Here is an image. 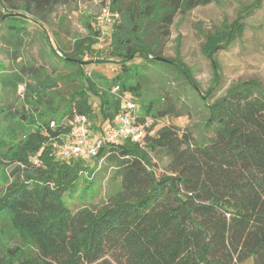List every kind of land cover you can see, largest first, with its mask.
Wrapping results in <instances>:
<instances>
[{"label": "trees", "instance_id": "trees-1", "mask_svg": "<svg viewBox=\"0 0 264 264\" xmlns=\"http://www.w3.org/2000/svg\"><path fill=\"white\" fill-rule=\"evenodd\" d=\"M65 1L0 0V42L8 53L7 66L0 63V135L9 142L0 145V164L12 168L0 194V264H242L249 259L264 264V89L254 80L243 81L206 102L178 56L162 58L156 44L146 43L149 28L167 37L177 16L214 0H98L120 17L109 58L121 62V74L105 85L92 82L84 70L88 63L82 58L94 51L95 41L76 39L68 49L47 35L44 25ZM27 20L46 31L43 41L37 32L29 38L38 42L51 73L42 69L43 61L24 59L31 48L22 33ZM223 27L205 37L202 50L210 61L242 29ZM135 58L153 70L168 65L159 70L161 76L181 78L190 105L203 101L201 129L171 125L153 132V127L141 144H104L94 159L113 164L111 191L99 206L73 212L66 199L77 193L84 201L95 193L91 181L97 170L88 161L57 159L55 152L75 115L94 120L90 96L99 101L100 126L93 135L114 124L120 105L110 95L114 86L141 101L140 109L155 125L166 116L191 120L188 108L170 105L160 111L153 102L142 103L145 74L131 76L125 66ZM58 63L66 74H58ZM211 68L218 76L214 62ZM64 85L70 88L67 96L60 91ZM20 87L25 104L16 109ZM158 163L164 164L160 177Z\"/></svg>", "mask_w": 264, "mask_h": 264}, {"label": "rangeland", "instance_id": "rangeland-1", "mask_svg": "<svg viewBox=\"0 0 264 264\" xmlns=\"http://www.w3.org/2000/svg\"><path fill=\"white\" fill-rule=\"evenodd\" d=\"M257 2L258 0H214L206 6L197 7L184 15L177 16L169 29L167 37H163L158 31L149 28L146 43L156 44L162 58L173 59L178 56L185 67H187L191 78L199 86L202 97L206 102L212 103L215 99L221 97L230 86L243 81L254 80L264 89V0H261L259 8H255ZM101 5L98 0H66L64 4L55 8L48 25L44 26L49 33L47 35H49L51 41L52 38L57 40L58 37L64 47H69L68 49L72 47L76 39L89 38V41H95V45H93L94 51L82 58L83 61L88 63L84 65V70L86 71V76L92 82L98 85H105L121 74V62L119 63L117 59L109 58V52L112 48V32L120 17L116 11H112L109 4L111 22L105 26L103 29L105 34L99 39L100 28L97 25V20L101 14ZM42 21L40 20V26H43ZM224 24L228 26L241 25V32L236 34V38L228 46H220L212 56L214 61H210L205 57L202 50L205 45V37L215 34L219 28H224ZM9 25H12L11 21ZM35 25H38V23L33 24L30 20H27L22 25V33L26 32L28 36L26 40L31 45L24 59L25 61L33 60L36 65L43 61L40 66L43 69L44 65V70L47 73H51V64L47 63V59L39 54L38 42L34 41V38H29L35 32L42 34L41 41L47 38L44 36L46 31L44 30L42 33L40 29H36ZM88 27L90 30H88ZM151 27L155 28V25H151ZM11 31L14 30L12 29ZM93 32H96L97 35L95 36ZM55 33L57 36L53 37ZM7 56L8 53L0 42V63L6 66ZM212 62L219 68L218 76L213 74ZM146 64V61L140 58L125 62V66L130 67L128 74L131 76H135L137 73L145 74L146 78L144 77L142 81L145 88H143L142 93H144L146 100L142 103L153 102L160 111L167 110L170 105L175 110L188 108L191 118L189 120L187 117L166 116L158 121V124L154 126L153 132L163 126L171 125L180 128L181 131L186 130L188 127L194 129V131L201 129L202 125L200 123L204 121L205 115L203 101L199 99L190 105L187 100L191 96L190 90L181 78L174 79L170 74L168 78L161 76L159 70L169 69L168 65H156L155 70H153L151 65ZM143 65L145 69H143ZM57 71L60 76L68 72L60 63H58ZM125 77L126 75H121V78ZM218 83L219 86H217ZM60 91L67 96L70 93V88L65 85L60 86ZM110 95L117 99L119 98V96L113 95L111 91ZM16 98H19L15 105V108L18 109L22 107V104H25L23 102V87L18 89ZM89 101L95 117L90 122L92 125L91 132L98 133L100 126L99 101L94 96H90ZM138 103H141V101ZM138 105L141 106L140 104ZM141 111L143 112V110ZM0 114H3L1 110ZM2 129L3 121H0V132ZM202 137L205 138V132ZM3 143L5 146H2H9L8 139L0 135V145ZM86 165L92 170H97L93 174L91 181V188L95 190V193L91 196L86 194L84 201L80 200L77 193L66 199L69 209L73 212L83 207L99 206L111 191L110 178H115L113 164L108 163L106 159H100L99 161L93 159L86 162ZM11 169L7 170L3 164H0V194L9 182V180L7 182V179ZM155 174L157 177L164 174L163 163H158ZM83 177L86 178V175ZM2 228L4 234H6L7 229L5 227ZM1 243L3 246L4 244L13 245V243H5L4 241H1ZM242 264H252V261L249 259Z\"/></svg>", "mask_w": 264, "mask_h": 264}, {"label": "built area", "instance_id": "built-area-1", "mask_svg": "<svg viewBox=\"0 0 264 264\" xmlns=\"http://www.w3.org/2000/svg\"><path fill=\"white\" fill-rule=\"evenodd\" d=\"M111 22L109 7H103L97 25L100 28L99 39L105 34V26ZM111 93L119 96V110L112 127L103 133L94 134L90 130V122L85 115H75L69 122L68 133L62 137L55 152L57 159L93 160L104 144L118 145L123 142L141 144L143 138L155 126L156 121L144 115L140 106L126 94H121L118 86ZM35 163L37 161L35 160Z\"/></svg>", "mask_w": 264, "mask_h": 264}, {"label": "water", "instance_id": "water-1", "mask_svg": "<svg viewBox=\"0 0 264 264\" xmlns=\"http://www.w3.org/2000/svg\"><path fill=\"white\" fill-rule=\"evenodd\" d=\"M157 61H162V62H165L166 60L165 59H162V58H159V57H156L155 58Z\"/></svg>", "mask_w": 264, "mask_h": 264}]
</instances>
